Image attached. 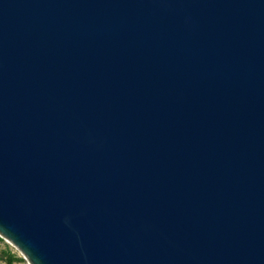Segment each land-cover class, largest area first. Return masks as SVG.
Segmentation results:
<instances>
[{
    "label": "water",
    "instance_id": "obj_1",
    "mask_svg": "<svg viewBox=\"0 0 264 264\" xmlns=\"http://www.w3.org/2000/svg\"><path fill=\"white\" fill-rule=\"evenodd\" d=\"M0 240L264 264V0H0Z\"/></svg>",
    "mask_w": 264,
    "mask_h": 264
},
{
    "label": "trees",
    "instance_id": "obj_2",
    "mask_svg": "<svg viewBox=\"0 0 264 264\" xmlns=\"http://www.w3.org/2000/svg\"><path fill=\"white\" fill-rule=\"evenodd\" d=\"M1 242L0 240V260H3L4 264H12L22 259L20 256L16 255V253L12 252L5 243L2 244Z\"/></svg>",
    "mask_w": 264,
    "mask_h": 264
},
{
    "label": "rangeland",
    "instance_id": "obj_3",
    "mask_svg": "<svg viewBox=\"0 0 264 264\" xmlns=\"http://www.w3.org/2000/svg\"><path fill=\"white\" fill-rule=\"evenodd\" d=\"M2 244H4L3 242H1ZM1 244V245H2ZM12 252H14L13 250H11ZM15 253V252H14ZM17 255V254H16ZM0 264H4V261L3 260H0ZM12 264H28L26 263L23 259L19 260V261H15L13 262Z\"/></svg>",
    "mask_w": 264,
    "mask_h": 264
}]
</instances>
